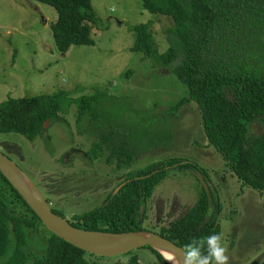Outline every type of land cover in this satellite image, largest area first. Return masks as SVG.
<instances>
[{"label": "rangeland", "instance_id": "1", "mask_svg": "<svg viewBox=\"0 0 264 264\" xmlns=\"http://www.w3.org/2000/svg\"><path fill=\"white\" fill-rule=\"evenodd\" d=\"M92 2L100 19L92 35L96 45L73 47L62 53L51 30L58 18L54 8L34 0H0V102L9 97L53 94L59 90L69 92L71 98L98 89L106 94L99 104L101 118L93 126L88 119L78 124L77 108L72 106L49 124L45 142L40 138L30 142L18 135H0L14 139L24 149L26 160H13L38 187L43 178L55 177L62 191L50 196V201L69 219L73 214L95 210L112 188L94 186L80 196L68 193L66 184L79 179L75 182L79 185L86 173L82 168L84 156L71 153L65 160L66 153L73 147L89 151L99 142V133L116 126L129 134L131 146L138 153L129 171L173 159L196 163L202 169L167 170L154 193L156 209L149 212L145 224L148 232L159 233L162 228L155 225L157 211H163L160 221H165L168 213L184 214L191 209L201 195L204 177L218 190L222 206L219 224L229 264L262 263L264 194L243 186L215 148L207 146L201 113L195 103L184 106L178 114L168 113L171 106L188 95L187 86L177 74L132 51L137 41L134 27L151 24L159 51L165 54L169 48L166 31L173 25L172 20L148 12L143 0ZM242 41L243 38L239 44ZM86 164L87 161L83 166ZM89 164L91 171L100 174L108 170L98 160ZM74 172L78 173L75 180L63 176ZM100 174L93 175L102 179ZM39 189L44 192L41 186ZM36 228L27 229V250L32 260L43 256L48 246L49 232L42 225ZM14 249L15 239L11 237L3 259H8ZM134 255L142 264H163L148 248L112 258L88 255V259L97 264H112L118 260L126 262Z\"/></svg>", "mask_w": 264, "mask_h": 264}, {"label": "trees", "instance_id": "2", "mask_svg": "<svg viewBox=\"0 0 264 264\" xmlns=\"http://www.w3.org/2000/svg\"><path fill=\"white\" fill-rule=\"evenodd\" d=\"M34 1L56 10L58 18L51 24V30L60 52L96 45L92 35L100 19L92 0ZM143 3L148 12L172 20L173 25L166 31L169 48L162 55L152 25L142 24L133 29L137 41L132 51L176 73L188 88V95L171 106L168 113L178 114L184 106L195 103L201 113L207 146L215 148L243 186L264 194V134H250L253 122L264 126V0H143ZM68 94L59 90L53 94L9 97L0 102V135L35 140L42 135L46 119L57 118L72 106L77 108L78 124L88 119L93 126L101 118L99 104L106 95L104 91L98 89L79 98ZM128 136L125 130L112 126L99 133V142L88 151L92 160L106 157L109 166L116 163L120 175L127 177L125 181L132 180L107 205L74 215L68 221L74 228L113 235L148 232L142 221V206L151 201L167 170H197L195 164L173 159L129 171L138 153ZM209 208L211 203L202 186L199 200L188 214L156 234L184 249L193 237L221 232L219 219L209 214ZM53 212L64 219L58 211ZM38 225L42 224L35 212L0 172V264H97L88 255L103 258L49 233L46 253L32 260L27 250V229H37ZM11 237L15 239L14 252L3 259ZM148 249L163 264H169L161 253ZM112 264L142 263L134 255L126 262L118 260Z\"/></svg>", "mask_w": 264, "mask_h": 264}, {"label": "water", "instance_id": "3", "mask_svg": "<svg viewBox=\"0 0 264 264\" xmlns=\"http://www.w3.org/2000/svg\"><path fill=\"white\" fill-rule=\"evenodd\" d=\"M48 122L49 120L44 122L43 129L47 127ZM3 146L4 143L0 145L1 174L19 195L23 197L37 215L42 226L53 236L87 253L103 258L118 257L143 248H152L161 254L172 249L182 259L183 248L155 233L140 232L113 235L74 228L66 219L53 212L50 204L34 180L3 154L1 150ZM204 188L208 191L206 184ZM111 240H117L119 243H113Z\"/></svg>", "mask_w": 264, "mask_h": 264}, {"label": "flooded vegetation", "instance_id": "4", "mask_svg": "<svg viewBox=\"0 0 264 264\" xmlns=\"http://www.w3.org/2000/svg\"><path fill=\"white\" fill-rule=\"evenodd\" d=\"M46 120H49L48 125H47V127H48L49 124H51V122L55 120V118H53V119H49L48 118ZM47 127L45 129H43L44 131H43L42 135L39 137L44 142L48 138V131H46ZM250 130H251L252 135H259L260 136V135L264 134V126L263 127L259 126L257 121H255V122H253V124H251ZM39 138H37V139H39ZM35 140H28V141L34 142ZM3 143H4V146H3V148L1 150H2L3 154L8 159L12 160L14 163H15V161L13 159H16L18 161H25L26 160L24 149L22 147H20L18 145V143L14 139H11L9 137L0 138V145L3 144ZM71 153L72 154H79V155H83L84 156L82 158L83 159L82 160L83 161L82 162V168H83V170H85L86 178L80 179L79 185H77V183H75L79 179L77 181H75V182L67 183L66 186H65L66 187L65 189L67 190L68 193L72 192L75 195L80 196V194L85 192L86 189L94 188V186H100V187H103L105 189H109L110 187L112 188V190L105 197L104 202L97 208H100V207H102L104 205H107L109 203V200H111V197H114V196L118 195L121 192L122 188L128 182H130L132 180L131 179L129 181H125L127 179V177L120 175V171L118 170L116 163H113V164H111V166H109L108 165L109 160H107L106 157H103V159H99L98 160L103 165V167L108 168V170L105 173H101L100 174V173L96 172L95 170L91 171L92 169L89 167V165H90L89 163L90 162L93 163L94 160H92V158L89 155V152L86 151V149L79 148V147H77V148L73 147V148H71L70 153L69 152L66 153L67 156L64 159L65 160L68 159ZM86 161H87V164H86L87 166H83ZM183 163L184 164L185 163L195 164V165H197V170H202L200 168V166L198 164H196V163H193V162H183ZM15 164L17 165V163H15ZM140 170H142V169H140ZM136 171H138V170H136ZM77 174H78L77 172H74V173H72L70 175H63V176H70V178L72 180H75V177H77ZM93 174H100V176H102V179L95 178ZM218 177H220V176L218 175ZM201 182H202L203 185L206 184L208 186V191H206V193H207V196H208V201H209V203H211V208H209V214H211V216H214L215 219H216V217H217V219H219L220 210H221L222 206H221L220 198L218 197V190L215 188V186H213L211 181H209L208 179H206L204 177H202ZM114 184H116V186H114ZM40 186L44 190V192L42 191V193L45 196V198L48 201V203L51 204L50 206H51L52 210L53 211H58V209L56 207H54L53 203L50 201V196H52L53 194H57L59 191H62V190L58 189V187L56 185L55 177H48L47 179L43 178L42 181H41V185ZM40 186H39V188H40ZM153 197H152L151 201H149L147 206L146 205L142 206V210L141 211L144 214L142 216L143 217L142 221H145V224L149 221V212L152 211V210L155 211V209H156L155 206H154ZM147 207H149L148 211L146 209ZM97 208H95V209H97ZM189 210L186 213H184V214H182L183 212L178 213V214L168 213L169 215L166 217L165 221H160V219H161L160 216L162 215L161 213L163 211L162 210L161 211H157L156 220H155L156 224L155 225L160 226V227H169L172 224L176 223L177 221L182 220L183 217L188 214ZM58 212L60 213V211H58ZM146 212H148V213H147V219L145 220V213ZM74 215H76V214L71 215L69 217V219H66V217H64V219H66L67 221L70 222V221H72V217ZM211 216H209V217H211ZM209 217H207V220H209ZM166 220H170V222H166ZM165 223H167V224H165ZM149 233H153V232H149Z\"/></svg>", "mask_w": 264, "mask_h": 264}, {"label": "clouds", "instance_id": "5", "mask_svg": "<svg viewBox=\"0 0 264 264\" xmlns=\"http://www.w3.org/2000/svg\"><path fill=\"white\" fill-rule=\"evenodd\" d=\"M162 254L169 264H229L228 248L222 231L191 238L184 246L182 259L172 249Z\"/></svg>", "mask_w": 264, "mask_h": 264}, {"label": "bare ground", "instance_id": "6", "mask_svg": "<svg viewBox=\"0 0 264 264\" xmlns=\"http://www.w3.org/2000/svg\"><path fill=\"white\" fill-rule=\"evenodd\" d=\"M113 243H119V241H117V240H111ZM164 253V252H163ZM168 261V260H167ZM169 262V261H168Z\"/></svg>", "mask_w": 264, "mask_h": 264}]
</instances>
